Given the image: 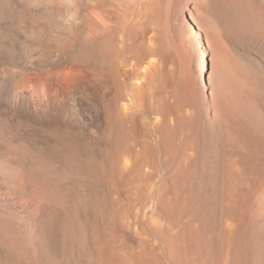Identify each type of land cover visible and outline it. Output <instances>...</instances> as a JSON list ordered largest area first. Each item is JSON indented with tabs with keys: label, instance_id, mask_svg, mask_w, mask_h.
<instances>
[{
	"label": "bare ground",
	"instance_id": "1",
	"mask_svg": "<svg viewBox=\"0 0 264 264\" xmlns=\"http://www.w3.org/2000/svg\"><path fill=\"white\" fill-rule=\"evenodd\" d=\"M0 264H264V0H0Z\"/></svg>",
	"mask_w": 264,
	"mask_h": 264
}]
</instances>
